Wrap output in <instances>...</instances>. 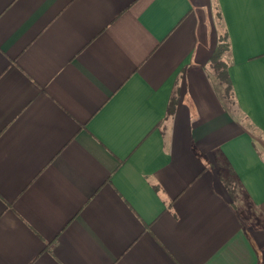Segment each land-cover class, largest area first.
<instances>
[{"label": "crops", "instance_id": "1", "mask_svg": "<svg viewBox=\"0 0 264 264\" xmlns=\"http://www.w3.org/2000/svg\"><path fill=\"white\" fill-rule=\"evenodd\" d=\"M0 264H264V0H0Z\"/></svg>", "mask_w": 264, "mask_h": 264}, {"label": "trees", "instance_id": "2", "mask_svg": "<svg viewBox=\"0 0 264 264\" xmlns=\"http://www.w3.org/2000/svg\"><path fill=\"white\" fill-rule=\"evenodd\" d=\"M228 48V47H227ZM222 55V50L220 49L218 52H217V54L213 57V60H219V57ZM225 75H226V73H225ZM227 83L229 84V86H228V88L229 89H231L232 88V83L230 82V79H229V77L227 78Z\"/></svg>", "mask_w": 264, "mask_h": 264}]
</instances>
